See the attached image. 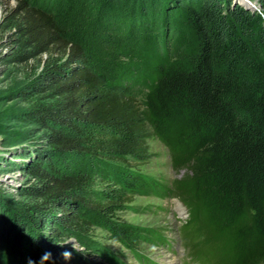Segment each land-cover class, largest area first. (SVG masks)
Returning <instances> with one entry per match:
<instances>
[{
  "label": "trees",
  "instance_id": "16d2710c",
  "mask_svg": "<svg viewBox=\"0 0 264 264\" xmlns=\"http://www.w3.org/2000/svg\"><path fill=\"white\" fill-rule=\"evenodd\" d=\"M55 1L20 0L10 16L18 60L48 57L29 86L42 102L26 114L43 130L25 165L34 202L0 214V264H94L96 225L134 251L157 236L115 219L137 195H164L140 170L152 133L191 173L223 260L264 264V0L255 12L235 0H94L89 35L68 26L78 0Z\"/></svg>",
  "mask_w": 264,
  "mask_h": 264
},
{
  "label": "rangeland",
  "instance_id": "374dc122",
  "mask_svg": "<svg viewBox=\"0 0 264 264\" xmlns=\"http://www.w3.org/2000/svg\"><path fill=\"white\" fill-rule=\"evenodd\" d=\"M19 1L0 0V214L34 202L23 191L35 182L25 165L44 146L43 130L26 114L34 104L42 102V97L32 94L29 86L42 70L48 54L18 60L25 49L16 34L19 17L10 16ZM28 1L51 8L57 3L55 0ZM236 1L247 5L243 0ZM77 4L68 26L89 35L91 31L87 29L98 18L100 7L94 0H78ZM93 32L99 34V30ZM100 33L112 39L121 35L112 31ZM103 42L105 48L112 45L105 39ZM122 56L119 60H126ZM147 144L149 157L140 170L165 186L164 195H137L117 211L115 219L151 228L157 236L134 251L116 241L107 228L93 226L90 239L105 252L93 255L94 264H115L116 261L118 264H185L189 259L198 264H228L226 260L230 258L223 260L220 244L216 243L215 236L220 235V230L212 225L204 207L199 202L195 204L194 190L189 185L191 173L174 167L169 148L153 133ZM69 242L77 249L84 248L74 238Z\"/></svg>",
  "mask_w": 264,
  "mask_h": 264
},
{
  "label": "bare ground",
  "instance_id": "6f19581e",
  "mask_svg": "<svg viewBox=\"0 0 264 264\" xmlns=\"http://www.w3.org/2000/svg\"><path fill=\"white\" fill-rule=\"evenodd\" d=\"M243 2L246 3L247 6L258 7L259 8V2L257 0H243Z\"/></svg>",
  "mask_w": 264,
  "mask_h": 264
},
{
  "label": "water",
  "instance_id": "95a60500",
  "mask_svg": "<svg viewBox=\"0 0 264 264\" xmlns=\"http://www.w3.org/2000/svg\"><path fill=\"white\" fill-rule=\"evenodd\" d=\"M235 2H237V1L235 0ZM239 3H240V1H239ZM240 4H242L243 6H245L246 8H248V9L254 11V12L255 11H260L262 9V5L260 3H259V8L258 7L247 6V5H244L243 3H240Z\"/></svg>",
  "mask_w": 264,
  "mask_h": 264
},
{
  "label": "clouds",
  "instance_id": "9594fccd",
  "mask_svg": "<svg viewBox=\"0 0 264 264\" xmlns=\"http://www.w3.org/2000/svg\"><path fill=\"white\" fill-rule=\"evenodd\" d=\"M49 255H50V253H45V256H49ZM63 255L65 256V258H70L71 257V252L68 251V250H65Z\"/></svg>",
  "mask_w": 264,
  "mask_h": 264
}]
</instances>
